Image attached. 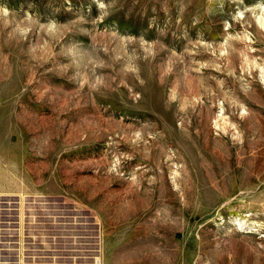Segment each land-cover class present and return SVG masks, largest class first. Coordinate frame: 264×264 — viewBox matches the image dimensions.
Segmentation results:
<instances>
[{
	"label": "rangeland",
	"instance_id": "1",
	"mask_svg": "<svg viewBox=\"0 0 264 264\" xmlns=\"http://www.w3.org/2000/svg\"><path fill=\"white\" fill-rule=\"evenodd\" d=\"M263 17L0 0V193L95 216L104 264H264Z\"/></svg>",
	"mask_w": 264,
	"mask_h": 264
},
{
	"label": "built area",
	"instance_id": "2",
	"mask_svg": "<svg viewBox=\"0 0 264 264\" xmlns=\"http://www.w3.org/2000/svg\"><path fill=\"white\" fill-rule=\"evenodd\" d=\"M44 193H0V264H104L96 217Z\"/></svg>",
	"mask_w": 264,
	"mask_h": 264
},
{
	"label": "bare ground",
	"instance_id": "3",
	"mask_svg": "<svg viewBox=\"0 0 264 264\" xmlns=\"http://www.w3.org/2000/svg\"><path fill=\"white\" fill-rule=\"evenodd\" d=\"M259 18H260V16H259ZM264 18V17H263ZM264 20V19H263ZM262 22H264V21H262V18H261V23ZM254 171H256V172H258V167H257V165H255L253 168H252Z\"/></svg>",
	"mask_w": 264,
	"mask_h": 264
}]
</instances>
